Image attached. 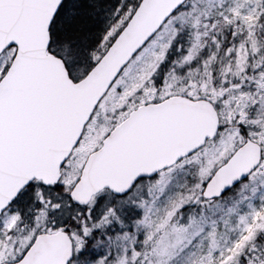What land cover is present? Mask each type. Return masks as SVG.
Here are the masks:
<instances>
[{
    "label": "snow or ice",
    "instance_id": "1",
    "mask_svg": "<svg viewBox=\"0 0 264 264\" xmlns=\"http://www.w3.org/2000/svg\"><path fill=\"white\" fill-rule=\"evenodd\" d=\"M148 6L0 0V32L15 37L0 43V264H40L50 240L62 241L54 264H264V0H163L110 69L88 119H101L110 89L114 100H131L167 88L176 69L157 73L170 48L178 49L173 64L181 71L204 67L212 90L197 93L196 107L208 120L183 143L95 173L73 152L82 126L67 152L53 156L54 175L40 174L29 143L22 141L13 159L7 94L17 69L23 75L26 61L39 66L47 53L64 69L61 87L83 89ZM218 56L226 61L219 75ZM184 83L189 88L180 95L192 100ZM127 107L120 103L113 117Z\"/></svg>",
    "mask_w": 264,
    "mask_h": 264
},
{
    "label": "water",
    "instance_id": "2",
    "mask_svg": "<svg viewBox=\"0 0 264 264\" xmlns=\"http://www.w3.org/2000/svg\"><path fill=\"white\" fill-rule=\"evenodd\" d=\"M142 3L149 6L133 18L132 28L114 50L113 60L89 76L85 88L61 87L68 83L64 69L47 53H43L44 60L39 66L26 61L27 71L23 75L17 69L16 86L7 94L8 135L14 160L17 146L22 141L29 143L41 161L40 174H55L53 156L58 160L71 147L72 140L88 121V113L103 91L110 69L114 70L125 49L152 23L163 0H142ZM11 38L14 35L0 32V43ZM37 96L41 97L39 102ZM196 103L197 100L174 95L133 109L109 132L100 148L89 154L85 170L95 173L118 170L183 143L208 120L206 109L196 107ZM61 250L62 241H48L41 248L40 264H54Z\"/></svg>",
    "mask_w": 264,
    "mask_h": 264
},
{
    "label": "rangeland",
    "instance_id": "3",
    "mask_svg": "<svg viewBox=\"0 0 264 264\" xmlns=\"http://www.w3.org/2000/svg\"><path fill=\"white\" fill-rule=\"evenodd\" d=\"M181 41L177 44H181ZM170 55L165 62H162L161 67L157 75H160L164 72L169 66L175 68V73H169V85L167 88H164L161 92L157 93L155 90H149L146 93H143L139 98L133 97L131 100H125L123 98H119L114 100L112 90H109V93L105 95V98L101 101L99 106V114L101 116L100 120L96 119V114L94 113L92 118L88 120L86 125L84 126V134L81 138V142L76 148L73 149V152L78 154L79 163H84L86 157L97 149L103 138L105 137V132H109L116 124H118L127 113L133 109L135 106L151 101L152 96H160L161 99L170 94H180L183 91L188 90L189 85L184 83L185 78L190 81V94L193 96V99L197 98V93H206L211 91V81L210 74L205 71L203 66L196 68V70H189L187 68L181 71L180 67L176 64H173L174 60L179 58L178 49L170 48ZM226 61L224 60V63ZM223 63V64H224ZM221 64V68L223 66ZM134 91V90H132ZM132 91L127 92L125 95H132ZM127 103L128 107L124 109L122 112H116L113 117L112 113L115 108L119 107L120 103ZM114 121V122H112ZM226 194L225 196H227Z\"/></svg>",
    "mask_w": 264,
    "mask_h": 264
},
{
    "label": "trees",
    "instance_id": "4",
    "mask_svg": "<svg viewBox=\"0 0 264 264\" xmlns=\"http://www.w3.org/2000/svg\"><path fill=\"white\" fill-rule=\"evenodd\" d=\"M180 41H181V39H179ZM179 40H177V43L178 42H180ZM170 55V52H169V54H168V56ZM224 63V58H223V56H218L217 58H216V66H217V74L219 75L220 74V69H221V64H223ZM210 81H211V79H210ZM208 92H210V91H208ZM208 92H206L205 94H207ZM227 194V193H226ZM225 194V195H226Z\"/></svg>",
    "mask_w": 264,
    "mask_h": 264
},
{
    "label": "flooded vegetation",
    "instance_id": "5",
    "mask_svg": "<svg viewBox=\"0 0 264 264\" xmlns=\"http://www.w3.org/2000/svg\"><path fill=\"white\" fill-rule=\"evenodd\" d=\"M39 257H40V258H42V257H43V255H40Z\"/></svg>",
    "mask_w": 264,
    "mask_h": 264
}]
</instances>
